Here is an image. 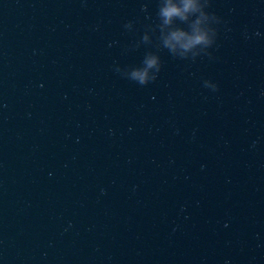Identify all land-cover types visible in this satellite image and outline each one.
Instances as JSON below:
<instances>
[{"label": "water", "instance_id": "95a60500", "mask_svg": "<svg viewBox=\"0 0 264 264\" xmlns=\"http://www.w3.org/2000/svg\"><path fill=\"white\" fill-rule=\"evenodd\" d=\"M152 0H0V264H12Z\"/></svg>", "mask_w": 264, "mask_h": 264}, {"label": "clouds", "instance_id": "9594fccd", "mask_svg": "<svg viewBox=\"0 0 264 264\" xmlns=\"http://www.w3.org/2000/svg\"><path fill=\"white\" fill-rule=\"evenodd\" d=\"M200 13V18L196 19L191 25H187L190 28L191 34L188 30H183L179 27H174V30H170L165 34L166 28L172 26L173 18H178L179 21L184 22L187 20L186 13ZM158 17L161 23L158 25L160 36L159 40L164 48H166L173 56H177L181 59H186V54L198 46L202 49L210 48L215 42L216 31L214 29L201 28L200 25L208 17L201 11L195 0H180V6L174 4L172 0H164L163 5L159 7ZM213 19L218 18L213 15ZM209 31L212 32V38L209 36ZM179 50V51H178ZM199 53H193V56ZM207 54V53H205ZM144 64L146 67L143 70L133 71L130 79L138 82L141 86L148 84L156 79L155 73L160 71V61L158 56L149 54ZM148 69H154V74L149 75ZM206 87H210L213 91L216 90V86L205 82Z\"/></svg>", "mask_w": 264, "mask_h": 264}]
</instances>
